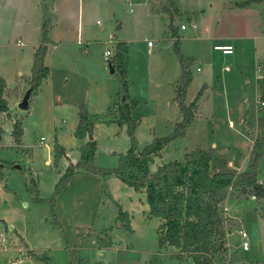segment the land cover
<instances>
[{
	"label": "rangeland",
	"instance_id": "374dc122",
	"mask_svg": "<svg viewBox=\"0 0 264 264\" xmlns=\"http://www.w3.org/2000/svg\"><path fill=\"white\" fill-rule=\"evenodd\" d=\"M35 1L36 6L30 0H0V74L9 83L12 97L14 87L29 73L32 52L39 43L42 7L49 14V6L53 1L57 3L60 19L69 33L58 26L50 34L54 43H47L43 58L48 64V82L43 81L30 91L27 108H17L16 99L14 104L11 101L8 115L0 114V264L22 258L28 250L46 257L35 259L38 264H146L149 260L151 264H192L187 257L181 261L175 258L172 248L159 247L155 231L158 219L141 215L139 208L145 201L140 192L124 186L113 174L98 175L78 169L58 183L64 171L62 157L53 163L55 156L49 148L55 140L61 141L79 159V147L88 135L79 139L70 131L71 125L77 123L79 104L87 113L90 110L99 114L112 108L115 117L119 74L116 69L109 72V59L103 52L113 51L116 37L145 38V45L147 41L153 44L152 48L146 45L148 51L143 46L139 51L126 45V94L127 99L136 97L132 108L140 116L134 129L135 151L153 136L172 131L180 115L172 99L179 65L172 50L173 38L163 31L168 14L160 7L165 6L171 9L177 30L181 22L187 25L192 22L190 17L194 20L193 29L186 26L185 30H178L179 48L183 55L198 57L192 73L195 64L200 67L201 61L209 60L214 80L211 96H204L200 122L193 120L183 136L168 145L160 162L182 161L185 150L203 144L212 153V170L229 174L246 169L252 144L247 133L255 135L256 118L264 116V105L259 111L256 105L254 47L251 40H243L233 45V55L222 56L212 49L215 41L210 37L212 31L227 29L253 35L264 32V0H251L253 11L248 13H226L222 9L219 15L218 10L228 0ZM209 3L213 4L212 10ZM145 9L149 10L147 17ZM201 14L210 15L204 24H199ZM78 24L79 29L82 26L81 38L76 34ZM118 26L121 28L116 29ZM18 35L23 42L21 47L15 45ZM257 52L259 61L264 63V40L258 43ZM221 66L228 71L220 70ZM26 85L24 92L29 88ZM191 89L187 97L192 99L198 87ZM14 117L21 118L19 143L8 134ZM115 124H103L91 132L96 140L94 164L98 167L113 168L118 155L129 148L126 125ZM115 130L116 135H112ZM40 138L48 153L39 144ZM221 145L230 148L220 149ZM47 157L50 161L45 162ZM229 161L233 166L228 167ZM256 180L264 181V157L258 161ZM225 200L228 213L237 224L233 233L226 230L224 249L213 255V263L264 264V207L260 211L249 198ZM128 208L135 209L132 217H127L130 226L126 230L116 216L118 210L125 213ZM239 229L247 234L245 251L240 247ZM235 248L237 253L233 255ZM232 258L235 261L231 263Z\"/></svg>",
	"mask_w": 264,
	"mask_h": 264
},
{
	"label": "trees",
	"instance_id": "16d2710c",
	"mask_svg": "<svg viewBox=\"0 0 264 264\" xmlns=\"http://www.w3.org/2000/svg\"><path fill=\"white\" fill-rule=\"evenodd\" d=\"M250 2L251 0H245L235 5L243 8ZM160 10L168 14L166 27L173 38L172 50L179 65V75L174 86V102L181 115L180 120L174 123L172 131L167 135L152 138L139 153L135 152L134 129L137 121L131 118L130 110L136 101L126 102L124 80L126 45L123 42H117L114 45V55L108 63L119 74L115 123L119 126L126 125L129 148L125 153L118 155L116 166L101 168L94 164L95 141L86 140L79 147L78 161L68 163L58 183L66 181L67 177L77 169L98 175H115L135 192L144 193L145 202L148 205L147 214L160 219L157 227L159 247H173L177 250L178 257L190 258L194 264H214L213 255L224 249L226 230L234 226L233 220L223 215V200L227 197L239 200L254 196L264 205V187L256 182L257 164L264 157V116L256 119V134L247 133L252 140L247 169L237 174L233 181L230 180V175L210 173L209 162L212 153L199 145L185 152L182 161L172 160L157 166L154 171L149 170L148 166L152 157L157 156L172 140L183 136L186 127L193 121L196 102L204 90V85H201L192 100L188 104L184 103L194 59L183 55L180 51L179 36L172 26L171 12L165 6H161ZM50 26L49 14L46 8L42 7L39 43L32 52L30 75L25 79L30 91H35L41 80L48 75V68L43 64V58L49 42L47 33ZM259 84L257 109H260L261 103L264 104V79H261ZM4 88L5 81L0 76V113L7 112V102L3 98ZM122 98H124L123 101H121ZM76 115L74 136L82 139L86 134L91 135L94 123L83 104L78 105ZM9 133L14 142L19 143L22 130L18 119L13 122ZM52 150L55 159L63 153L62 148L55 141ZM221 178L228 179L221 181ZM116 218L120 225L128 230L126 214L118 210ZM26 254L34 259L46 258L31 250H28ZM233 258L230 260L231 263L235 261Z\"/></svg>",
	"mask_w": 264,
	"mask_h": 264
},
{
	"label": "crops",
	"instance_id": "0c3cea01",
	"mask_svg": "<svg viewBox=\"0 0 264 264\" xmlns=\"http://www.w3.org/2000/svg\"><path fill=\"white\" fill-rule=\"evenodd\" d=\"M127 1H129V0H127ZM230 1L231 0H228V1H226V2H224V4H225V6L223 7V8H221V9H219L218 10V14L217 15H219V13L221 12V10L223 9V11H225L226 13H228L229 11H234V10H236V11H240V12H243V13H248V12H250V11H253V10H251V5L252 4H248L247 6H245V7H243V8H240V7H237L235 4L236 3H239V2H237V1H232V3H230ZM30 2H32V4H33V6H36L37 4V1H35V0H30ZM51 2H52V0H51ZM241 2V1H240ZM38 4L40 5V2H38ZM158 8V6L155 8V10ZM168 10H170V12H171V14H172V18H173V21H172V26L175 28V32H176V34L177 35H179L178 34V30H180L179 29V27H178V30H177V25H175L174 24V16H173V13H172V11H171V9L169 8V7H166ZM209 8L212 10L213 9V4L212 3H209ZM48 11H49V14H50V18H51V20H50V24H51V26H50V29H49V31H48V33H47V36H48V38H49V42L50 43H54V40L52 39V35H50L51 33H52V31L55 29V28H58V26H61V27H63V29H65V32H67V33H69V31H67L66 30V27H65V25H64V23H63V21L60 19V17H61V15H60V11H59V6H58V4L57 3H54V1L52 2V4H51V6H49V9H48ZM154 13V12H153ZM144 15L147 17L148 15H149V10H147V9H145L144 10ZM256 16H258V21L260 22V14L259 13H257V15ZM209 18H210V15L209 14H201L200 15V17H199V24L201 23H205V22H207L208 20H209ZM28 19V18H27ZM208 19V20H207ZM189 20L190 21H192L193 23H195L194 22V20L190 17L189 18ZM26 21V20H25ZM167 22H168V19H167V21L166 22H164L163 23V26H164V33L166 34V36L167 37H171V35H170V32L168 31V29H167V27H166V25H167ZM181 23H183V22H181ZM62 24V25H61ZM260 24H261V22H260ZM179 26V25H178ZM258 26H259V23H258ZM82 26H81V24H80V29H79V24L77 25V30H76V34H77V36L78 37H80L81 38V35L83 34L82 32V28H81ZM121 27L120 26H118V27H116V29H120ZM259 28H260V26H259ZM258 28V29H259ZM185 29H186V27H185ZM184 29V30H185ZM192 29V28H191ZM181 31V30H180ZM261 31H264L263 29H261ZM263 33L264 32H261V34H254L253 35V32L252 33H244V34H242V33H237V32H233V31H231V30H229V29H227V31H212V33H211V40L212 41H215V43L212 45V49H213V46L214 45H230L231 46V49H232V51H231V53H230V55H233L234 54V50H233V45H237V43L238 42H240V43H243V40H245V41H248V40H251L252 41V44H253V47H254V56H253V64H254V69H255V87H256V105H258L257 103H258V101H257V99H258V95H259V88H260V84H259V81L261 80V79H264V72H263V74L261 73V71L262 70H264V63L263 62H260L259 61V59H261V58H259L258 57V55H259V53L257 52V49H258V43L259 42H262V40H264V36H263ZM38 35H39V27H38ZM115 35V34H114ZM112 36V35H111ZM108 37H110V35L108 36ZM113 37V36H112ZM172 38V37H171ZM170 38V39H171ZM110 39V38H109ZM144 39L145 38H141V39H138V38H132V39H130V40H128V39H119V38H115V42H114V45L117 43V42H123V43H125V45H133L134 47H137V48H135V50H137V49H139V51H141V49H142V46L144 47V49L145 48H147L146 47V45H147V43H146V45L143 43L144 42ZM259 40V41H258ZM16 41L17 42H15V45L16 46H18V47H21L22 46V44H23V42H22V39L20 38V36L18 35L17 37H16ZM48 42V43H49ZM55 47V46H54ZM127 47V46H126ZM151 48L153 47V44L150 46ZM149 49L147 48V51H148ZM222 56H227L228 54H222V53H220ZM185 56H188V57H192L193 59H194V63H197V59H198V57L195 55V54H186ZM262 57V56H261ZM43 64L48 68V64L46 63V60H43ZM176 65H177V63H176ZM178 66V65H177ZM30 67H31V65H30ZM196 68H198V70H196ZM213 64L211 63V62H209V60H203V61H201V63H200V67L198 66V65H194V72L195 73H192V71H191V80H190V82H189V84H188V87H187V89H186V93H185V97H184V103L185 104H188L192 99H191V97L190 98H188L187 96H188V93H192L191 92V88H193V89H196L197 87H198V89L200 88V86L201 85H204V90H203V92L201 93V96H200V98L197 100V102H196V109H195V112H194V116H193V120L194 121H199L200 122V120H201V117H203V115L201 114V108H202V104H203V100H204V96L205 95H207V96H211V91H212V89H211V87H212V84H213V80H214V71H213ZM220 70H223L224 72H227L228 71V68L226 67V66H221L220 67ZM258 70H260V72H258ZM29 75H30V70H29V73L27 74H24L22 77H24V80L21 82L20 81V83H18L17 84V86L16 87H14V89H13V92H14V96L12 97L11 96V94H10V92H9V87L8 86H10L9 85V83L7 82V80H5V78L0 74V76L4 79V81H5V88H4V91H3V98L6 100V102H7V109L9 108V107H11V105H10V103H11V101H12V103L14 104V101L16 102V99H17V104H16V107H17V105H18V103H19V101H20V99H21V94H24L25 92H24V88H25V83L27 84V82H26V78L27 77H29ZM178 75H179V67H178ZM48 76V75H47ZM47 76L45 77V78H43L42 80H41V82H40V84L44 81V83L46 84L47 82H48V79H47ZM177 79H178V77L176 78V80L174 81V84H173V90H174V86H175V84H176V81H177ZM51 82V81H50ZM223 82H224V79H222V84H223ZM40 84H39V86H40ZM52 85V82L50 83V86ZM27 86V85H26ZM38 86V87H39ZM28 87V86H27ZM15 89H16V91H15ZM24 92V93H23ZM19 94V95H18ZM30 94V93H29ZM194 94H192V98L194 97L193 96ZM174 97H175V91H174ZM174 97L172 98L173 100H174ZM11 98H12V100H11ZM130 100H134V101H137V99H136V97H129V99H127L126 100V102L127 103H129V101ZM175 103V102H174ZM264 104H262L261 106H263ZM175 106H176V103H175ZM18 108V107H17ZM177 108V107H176ZM21 110H23V109H21ZM132 113H131V118L132 119H135V120H138V119H140V116H138L137 114H135L134 113V109L133 108H131V110H130ZM151 111H153V109H151ZM177 111H178V109H177ZM257 111H259L258 109H257ZM112 112H113V109L112 108H108V109H106V111H104L103 113L101 112V113H91L90 112V110H89V112H88V115H89V117H90V119L93 121V129H92V131L94 130V132L100 127V126H102L103 124H110V123H113V124H115L114 122H115V117L114 116H112ZM178 114H180L179 113V111L177 112ZM1 115H8V113L7 112H3V113H0ZM154 115V112H151V115ZM141 118H143V117H141ZM180 118H181V115H179V117L177 118L178 119V121L180 120ZM19 120L20 121V123H21V118H16V117H14L13 119H11V128H10V130L12 129V124H13V122L15 121V120ZM257 119V118H256ZM76 122H77V117H76ZM176 123V122H175ZM242 123H243V120H242ZM206 124H207V121H206ZM73 125V124H72ZM71 125V127H70V131L71 132H73L74 131V128H75V126H76V123H75V125L74 126H72ZM117 127H120L119 125H117V124H115ZM117 130V129H116ZM114 131L113 133H112V135H116V133H117V131ZM8 132V131H7ZM7 132H6V134H7ZM8 134H9V132H8ZM7 134V135H8ZM22 135V134H21ZM21 137V136H20ZM154 137H157V136H153L152 138H154ZM91 138L95 141V152H94V157H95V154H96V149H97V147H96V140H95V138H94V136H91ZM151 138V139H152ZM178 138V137H177ZM176 139V138H175ZM174 139V140H175ZM87 139H84V141H86ZM20 142V141H19ZM38 142H39V144H41V145H44L45 147H46V149H47V153H48V148H47V146L45 145V143H43V140L42 141H39L38 140ZM55 142H56V144L59 146V147H61L62 148V151H63V153L61 154V155H59V156H57V158L58 157H62V163H63V167H64V170H65V168H66V166L68 165V163H75V162H77L78 161V158L77 159H75L71 154H70V152H69V150L65 147V146H63V144L61 143V141H57V140H55ZM80 142V141H79ZM173 142V140L170 142V143H168L160 152H159V154L157 155V156H153L152 157V160H151V163H149V170L150 171H154L155 169H156V167L157 166H159V165H161V164H163V163H166V162H168V161H172V160H174V159H171V160H168V161H166V162H160V159H161V155L163 154V152L167 149V147H168V145L169 144H171ZM81 143H82V141H81ZM149 143V142H148ZM148 143H146V144H148ZM145 144V145H146ZM195 145H199L201 148H207L206 147V145H200V144H195ZM195 145H194V147H195ZM213 145V147L215 146V144H212ZM224 146H226V145H221L219 148L220 149H223V147ZM226 147H228V148H230V146H226ZM143 147H141L139 150H136L135 152L136 153H139L140 151H141V149H142ZM49 150H52L51 148H49ZM249 150V149H248ZM50 152V151H49ZM53 152V151H52ZM185 152H188V151H186L185 150ZM184 152V153H185ZM183 153V154H184ZM182 154V155H183ZM248 154H249V152L247 153V156H248ZM48 156V155H47ZM47 159H48V157H47ZM48 161H50L49 159L48 160H45V162H48ZM56 161V159H54L53 160V163ZM210 163V162H209ZM49 164H50V162H49ZM48 164V165H49ZM227 165H228V167L229 166H233L232 165V163L229 161L228 163H227ZM246 169H247V167H246ZM246 169H240V170H237L235 173H227V175H230V180L231 181H233L235 178H236V176H237V174H239L240 172H242V171H245ZM209 170H210V172L212 173V174H226V173H220V172H218V171H214V170H212L211 169V167L209 166ZM64 172V171H63ZM228 178H221V181H226ZM257 182H261L263 185H264V181L263 180H256ZM31 182H32V184H34L33 183V181L31 180ZM121 182V181H120ZM122 183V182H121ZM123 184V183H122ZM35 185V184H34ZM124 186H126L125 184H123ZM126 187H128V186H126ZM129 188H131V187H129ZM132 189V188H131ZM133 190V189H132ZM0 191H1V189H0ZM134 191V190H133ZM142 195H143V198H144V201H145V195H144V193H142V192H140ZM247 198H249L250 200H252V201H254L255 202V204L256 205H258V207L260 208V211H263V207H264V205L260 202V201H258V200H256L255 198H251L250 196L249 197H247ZM226 199V198H225ZM223 200V203H222V212H223V215L225 216V217H230L232 220H233V222H234V226L233 227H231L230 228V230H232V232L231 233H233V231H234V227L236 226V224H237V220H236V218H234L231 214H230V212L228 213V207L225 205V201L226 200ZM259 202H260V205H259ZM140 204L142 203L141 201L139 202ZM145 203V205L143 206V205H141L140 206V208H139V210H140V212H141V215H145V217H151V216H149L148 214H147V212H148V205H147V203L146 202H144ZM134 209L135 208H128L127 210H125V214H126V216L127 217H132V214L134 213ZM157 218V217H156ZM158 219V222H157V225H156V227H155V231H156V234H157V227H158V225H159V223H160V219L159 218H157ZM129 223H130V220H128V218H127V225H129ZM130 226V225H129ZM241 230H243V229H241ZM244 231V230H243ZM226 236H227V234H226ZM226 236H225V238H226ZM246 236H247V234H246ZM166 247H169V246H166ZM169 248H172L173 250H174V252L175 253H173L174 255V257L175 258H177V259H179L180 261L182 260V258H184V257H178L176 254H177V250L175 249V248H173V247H169ZM237 251V249L235 248L234 249V251L233 252H235V253H237L236 252ZM245 251V250H244ZM238 256V255H237ZM185 259V258H184ZM187 259V261H189L190 263H192V264H194L193 262H192V260L190 259V258H186ZM238 260L239 261H241V257H239L238 256ZM184 261V260H183ZM186 261V262H187ZM149 263H152L151 262V260H149V261H147L146 262V264H149Z\"/></svg>",
	"mask_w": 264,
	"mask_h": 264
},
{
	"label": "built area",
	"instance_id": "2783aa9c",
	"mask_svg": "<svg viewBox=\"0 0 264 264\" xmlns=\"http://www.w3.org/2000/svg\"><path fill=\"white\" fill-rule=\"evenodd\" d=\"M186 26H189L192 29L195 27L193 22H189L187 25L184 23H180L178 27L180 30H184ZM147 46H149V47L151 46L150 41H147ZM213 49L219 51L222 54H230L232 51L230 45H214ZM103 55L106 59H110L114 55V49H113V51H111L109 49H105L103 52ZM196 70H198V68H196ZM261 105H262V103H261ZM39 141H42V138H40ZM257 183L264 187V185L261 182H257ZM0 189H1V183H0ZM250 197L255 198L254 196H250ZM237 233L241 238V242H240L241 249L247 250L248 243H247V236H246L245 231L239 229V230H237ZM7 264H38V263L35 261V259L32 256L27 255L25 253L24 257H22V258L15 257L13 259H10L7 262Z\"/></svg>",
	"mask_w": 264,
	"mask_h": 264
},
{
	"label": "water",
	"instance_id": "95a60500",
	"mask_svg": "<svg viewBox=\"0 0 264 264\" xmlns=\"http://www.w3.org/2000/svg\"><path fill=\"white\" fill-rule=\"evenodd\" d=\"M108 67H109V72H113V68H111V66H108ZM29 93H30V90L27 89L25 91V93L23 94L22 98L20 99V101H19V103L17 105V107L19 109H23L24 110V109L27 108V100H28V97H29ZM123 100H124V98L121 99V101H123ZM90 139H92L91 136L87 135V140H90Z\"/></svg>",
	"mask_w": 264,
	"mask_h": 264
}]
</instances>
